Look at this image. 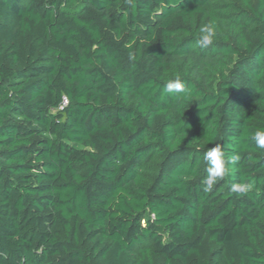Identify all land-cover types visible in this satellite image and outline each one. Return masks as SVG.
<instances>
[{
    "label": "trees",
    "instance_id": "16d2710c",
    "mask_svg": "<svg viewBox=\"0 0 264 264\" xmlns=\"http://www.w3.org/2000/svg\"><path fill=\"white\" fill-rule=\"evenodd\" d=\"M262 129L264 0H0V264H264Z\"/></svg>",
    "mask_w": 264,
    "mask_h": 264
},
{
    "label": "clouds",
    "instance_id": "9594fccd",
    "mask_svg": "<svg viewBox=\"0 0 264 264\" xmlns=\"http://www.w3.org/2000/svg\"><path fill=\"white\" fill-rule=\"evenodd\" d=\"M216 36V26L214 23L209 22L199 29L196 43L201 48L208 47L213 43ZM164 90L170 94H184L187 92V87L180 75L177 74L174 79L169 80L165 84ZM251 139L255 142L258 149L264 150V129L255 131L251 136ZM238 159L239 157H233L232 161ZM203 160L207 164V177L204 181V191L210 192L217 181L222 180L226 175H228V165L232 161H229L226 158L225 153L222 151L221 145L219 144H215L205 151L203 154ZM250 187L251 184L248 182L236 183L231 186V191L233 193H244Z\"/></svg>",
    "mask_w": 264,
    "mask_h": 264
},
{
    "label": "built area",
    "instance_id": "2783aa9c",
    "mask_svg": "<svg viewBox=\"0 0 264 264\" xmlns=\"http://www.w3.org/2000/svg\"><path fill=\"white\" fill-rule=\"evenodd\" d=\"M64 103H66V100H64Z\"/></svg>",
    "mask_w": 264,
    "mask_h": 264
}]
</instances>
